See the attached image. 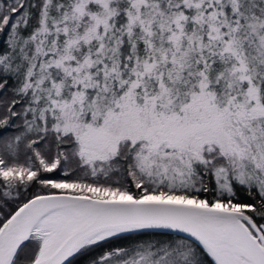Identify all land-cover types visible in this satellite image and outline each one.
<instances>
[{
    "label": "snow or ice",
    "instance_id": "snow-or-ice-1",
    "mask_svg": "<svg viewBox=\"0 0 264 264\" xmlns=\"http://www.w3.org/2000/svg\"><path fill=\"white\" fill-rule=\"evenodd\" d=\"M264 264V0H0V264Z\"/></svg>",
    "mask_w": 264,
    "mask_h": 264
},
{
    "label": "trees",
    "instance_id": "trees-1",
    "mask_svg": "<svg viewBox=\"0 0 264 264\" xmlns=\"http://www.w3.org/2000/svg\"><path fill=\"white\" fill-rule=\"evenodd\" d=\"M81 264H83V262H81Z\"/></svg>",
    "mask_w": 264,
    "mask_h": 264
}]
</instances>
